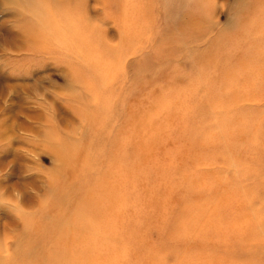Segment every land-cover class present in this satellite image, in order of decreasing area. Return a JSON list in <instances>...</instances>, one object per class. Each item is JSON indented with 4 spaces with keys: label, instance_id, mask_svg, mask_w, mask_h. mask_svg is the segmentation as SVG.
Listing matches in <instances>:
<instances>
[{
    "label": "rangeland",
    "instance_id": "obj_1",
    "mask_svg": "<svg viewBox=\"0 0 264 264\" xmlns=\"http://www.w3.org/2000/svg\"><path fill=\"white\" fill-rule=\"evenodd\" d=\"M62 261L264 264V0H0V264Z\"/></svg>",
    "mask_w": 264,
    "mask_h": 264
},
{
    "label": "bare ground",
    "instance_id": "obj_2",
    "mask_svg": "<svg viewBox=\"0 0 264 264\" xmlns=\"http://www.w3.org/2000/svg\"><path fill=\"white\" fill-rule=\"evenodd\" d=\"M34 8H36V10H38V7H34ZM41 18V17H40ZM45 19H47V18H45ZM37 20H40V19H37ZM64 22H66V19H64ZM67 23V22H66ZM68 25V24H67ZM50 27V21H49V19H48V21H47V25H46V27ZM71 31V30H70ZM34 34H40L37 30H36V32L34 31L33 32ZM34 36V35H33ZM79 239V238H78ZM78 262V261H77ZM62 264H65L63 261L61 262ZM79 263V262H78ZM73 264H75V263H73ZM80 264V263H79Z\"/></svg>",
    "mask_w": 264,
    "mask_h": 264
},
{
    "label": "clouds",
    "instance_id": "obj_3",
    "mask_svg": "<svg viewBox=\"0 0 264 264\" xmlns=\"http://www.w3.org/2000/svg\"><path fill=\"white\" fill-rule=\"evenodd\" d=\"M15 195L17 196L18 199H22L23 198V194L22 193H15Z\"/></svg>",
    "mask_w": 264,
    "mask_h": 264
}]
</instances>
